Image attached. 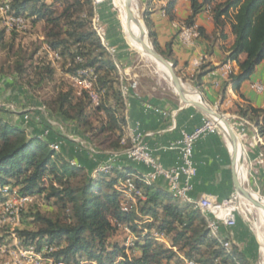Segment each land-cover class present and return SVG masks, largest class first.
Instances as JSON below:
<instances>
[{"label":"trees","instance_id":"16d2710c","mask_svg":"<svg viewBox=\"0 0 264 264\" xmlns=\"http://www.w3.org/2000/svg\"><path fill=\"white\" fill-rule=\"evenodd\" d=\"M190 1L192 14L186 21L187 26H194L196 16L207 5H211L218 30L230 24L235 43L227 62H238L239 71L230 75L229 80L234 90H238L264 62V0ZM174 6L175 0H171L166 10L172 20ZM11 12L25 18L30 27L43 23L45 45L60 56L55 64L44 57L32 65L35 81L30 79L27 83L31 90L58 84L54 98L41 103L49 116L61 125L71 124L97 150H123L121 138L126 114L119 73L93 29L96 12L92 0H11ZM146 20L153 45L168 59ZM199 31L203 33L202 29ZM5 37L6 31L0 27V45ZM37 53L39 48L32 56ZM243 55L245 58L241 60ZM57 64L63 72L60 79ZM206 68L203 65L197 77L211 71ZM15 71L21 77L26 74L20 63L15 65ZM83 71L95 78L93 90L100 97L98 105L93 103L88 91L78 94L64 79V76L74 78ZM237 108L242 117L254 116L264 133V110ZM37 113L43 117L42 112ZM43 124L51 136L63 138L66 145L72 144L57 127H50L46 120ZM51 141L31 137L26 127L0 118V203L6 200L2 190L10 187L21 196L54 199L67 212L55 218L34 214L37 228L17 233L23 245L54 246L56 251L50 256L66 264L81 261L179 264L182 259L200 264H251L236 248L227 250L211 236L206 218L193 203L181 201L159 184L149 186L137 180L145 199L138 201L137 209L125 212L121 207L122 195L115 186L128 175L137 174L136 171L114 167L93 176L83 165H73L71 160L53 151ZM125 228L137 235L138 240L130 249L136 252L133 255L127 254L126 243L112 241L118 231L125 233ZM156 234L167 237L170 247L161 244Z\"/></svg>","mask_w":264,"mask_h":264},{"label":"crops","instance_id":"0c3cea01","mask_svg":"<svg viewBox=\"0 0 264 264\" xmlns=\"http://www.w3.org/2000/svg\"><path fill=\"white\" fill-rule=\"evenodd\" d=\"M169 1L171 0H143L144 14L156 34L157 42L175 65V71L181 79L197 88L208 104L230 113L240 134V144L245 150V165L249 171L251 186L264 198V133L261 132L254 116L249 114L247 117H242L237 112L238 106L244 109L252 107L264 110V95L251 88L252 83L264 82V62L258 66L249 81L243 83L238 90H234L225 68V65H229L234 68L235 74L239 71L238 62H227L235 43L230 24H227L223 30H218L214 23L211 5H207L196 16L194 24L198 29H202L203 33H200V37L193 45H185L180 39V31L192 14L191 1L175 0L174 20L167 15ZM100 12L107 29L108 41L117 49L119 63L127 75L126 84L130 85L131 81L138 83L137 90H130L128 94L127 107H125L128 122L140 131L154 133L153 137L148 139L149 145L163 166L172 167L179 161V151L165 152L164 148L178 141L182 130L192 132L200 125L204 115L197 108L181 107L173 93L168 92L159 79L152 87L146 89L141 79L143 75L132 62L130 55L122 49L120 36L114 33V27L108 24L110 12H106L105 7H102ZM203 57H207L205 70L211 69V71L197 77L201 71L193 66V62ZM244 58L245 55L240 59ZM151 78L155 80L154 77ZM174 122L175 128H173ZM242 127H245V131H241ZM45 131V128L34 126L30 129L29 136L41 137ZM47 139H51L53 143L58 142L55 136ZM70 151V147L62 145L61 154L69 160ZM118 158L121 160L120 167L131 168L137 174L149 172L146 166L132 163L125 156ZM194 162L197 176L193 181L194 189L190 193L192 199L208 194L218 200H225L235 193L228 140L218 134L199 140L194 146ZM82 165L90 171L89 167ZM158 184L165 187L163 181ZM219 233L221 238L231 247L236 248L249 263L257 264V242L242 217H238L234 227L221 226Z\"/></svg>","mask_w":264,"mask_h":264},{"label":"built area","instance_id":"2783aa9c","mask_svg":"<svg viewBox=\"0 0 264 264\" xmlns=\"http://www.w3.org/2000/svg\"><path fill=\"white\" fill-rule=\"evenodd\" d=\"M0 19L2 20V25L6 32L23 33L28 30L27 20L23 17H17L11 12V0H0ZM92 26L97 37L100 39L102 45L105 47L117 67L122 96L125 107H127L128 94L130 90H137L138 83L137 81H131L130 85L126 84L127 75L119 63L117 49L109 43L107 30L101 23L98 13H95L93 17ZM200 35V31L196 26L183 25L181 27L180 39L185 45H193ZM48 55L54 64L60 60V56L57 53L48 51ZM206 62L207 57H203L199 60H195L193 66L196 69H200ZM225 68L229 79L230 75L235 74V70L229 65H225ZM73 81L78 94H81L83 90L88 91L93 103L95 105L99 104L100 97L93 90L95 78H90L88 72L83 71L80 72L78 76L74 77ZM251 88L255 92L264 95V82L252 83ZM8 107L9 106H6L5 108ZM40 110L45 115L47 124L50 127H57L66 140L76 143L80 147L89 150L94 155L102 154L107 156L111 154L117 158L119 156H125L126 159L132 163L144 165L149 169V172L145 174L128 175L115 186V189L122 195L121 207L125 212L137 209L138 201L145 199L143 191L137 186V180L149 186L156 185L160 181H163L165 189L174 197L186 203H193L206 218L211 236L217 239L225 249H231V245L221 238L219 232L221 226L234 227L236 225L239 213H241L239 197L235 194L225 200H218L215 196L204 194L194 200L190 196V193L194 189L193 181L197 176V168L194 162V146L199 140L206 138L216 131H221L213 121L204 120L203 123L196 127L192 132L182 130L180 132L179 140L164 148L165 152L178 150L180 155L179 161L172 167H165L157 160L154 150L148 143V139L153 137L154 133L151 131H140L132 126L128 122L127 115L125 116L126 124L123 126V134L121 138V145L124 149L118 152H99L90 142L69 135L65 131L63 125L59 124L49 116L44 107ZM175 127L176 124L174 122L173 128ZM233 129L237 133L239 139L240 134L236 128L233 127ZM49 131L50 130L48 129L45 134H48ZM241 131H245V127H242ZM223 137L228 140L224 133ZM50 148L58 154H61L62 152L61 144L59 142L50 144ZM72 164L75 165L73 162ZM114 167L121 168L118 165H111L99 169L96 174L98 172L107 173ZM2 192L5 194L6 200L2 202L3 205L0 207L2 208L0 216L2 219L8 218L12 224L17 226L20 223V214L23 209L27 205L32 204L36 198L31 196H21L10 187H5ZM125 232L128 234L126 252L129 255V251H131L130 249L135 246V241L138 239L130 229L125 228ZM155 237L160 241L164 236L156 234ZM18 244L19 245H17L16 249L11 253L13 256L11 264H66L63 261H56L50 256L56 251L54 246L47 244L42 245L40 248L36 245L25 246L21 241H19ZM5 252L4 246H0V256ZM78 264L97 263L93 261H81ZM185 264L200 263L192 260H185Z\"/></svg>","mask_w":264,"mask_h":264},{"label":"rangeland","instance_id":"374dc122","mask_svg":"<svg viewBox=\"0 0 264 264\" xmlns=\"http://www.w3.org/2000/svg\"><path fill=\"white\" fill-rule=\"evenodd\" d=\"M138 1L140 5L141 17L143 18L145 25L147 27V23H146L147 18L146 15L144 14L145 5L143 3V0H138ZM92 4L95 9V12L99 14L101 23L103 24L105 29L106 26L105 23H103L100 11L102 7H105L106 12L107 11L110 12L111 17L109 18L108 24L109 26L111 25V27H114V33L120 36L121 39L120 44L122 46V49H124L128 53V55H130L132 62L138 68V71L143 75L141 79L143 80L146 89L148 87H152L153 84L156 82V80L159 79L161 85L165 87L168 92L170 91L174 95V91H172L173 88L169 80L165 77L163 72L160 70L159 66L152 59H148L147 57L141 55L137 49H133L128 44L120 21V16H119L120 14L116 0H103L101 2H98L97 0H92ZM0 27L4 29L1 19H0ZM147 30L149 32L148 27ZM44 34H45V25L43 23H40L35 27L28 26V30L23 33L6 32L5 40L0 45V106H1L0 118L6 120L10 119L12 122L17 123L18 125H21L23 127H26L29 130V133H30V129H33L34 126H38L40 128L45 127L43 124V121L46 120L45 115L43 114L42 117V115H40L37 112H42L40 110L42 108L41 105L42 102L50 101L54 98L58 85V84H46L42 88H35V90H31L27 84L28 80L30 79L35 81L32 65L35 66V64L44 57L49 58L48 55L49 50L44 42L45 40ZM130 40L136 47L135 41L132 40L131 38ZM150 41H152L151 37H150ZM38 48H39V53L32 56V53L35 52L36 49ZM17 63L22 64L26 70V74H24L23 77L19 76V74H17L15 71V65ZM59 67L60 65L57 64L56 68L60 70L58 72V79L62 77L61 73H63ZM64 77L63 78L66 79L69 83H71L74 88L73 78L69 76H64ZM151 77H154L155 80H152ZM4 106L5 107L9 106V107L6 109ZM182 106L183 105H181V107ZM183 107L184 109H187V107L185 106ZM218 108H219L218 111L221 114L225 115L229 120V122L232 124V126L236 128L235 121L230 116V113L226 110L221 111L220 107ZM13 113L16 114L13 115ZM202 113L204 115V118L201 121L200 125L203 123L204 120L206 121L209 120L212 122L210 116H208L204 112ZM63 124L65 131L69 135H73L75 136V138H82L79 135L78 131L71 124L66 122H64ZM45 130L47 131V129ZM46 131L44 132L43 136H41L43 139H47L51 137V131H49L48 134H45ZM215 134H218L223 137V133L221 131H216L210 135H215ZM57 138H58V142L61 144V149H62V145L63 144L66 145V142L63 140V138L60 137ZM52 143L53 142L51 141V144ZM67 146L70 147L71 149L70 160L73 163H75V165L78 166L85 164L87 167L90 168V172L89 171L88 172L93 176L96 175V172L99 169H103L104 167H108L111 165L120 166L121 160H119V158L115 157L114 155L111 154L107 156L102 154L94 155L89 150L77 146L76 143L74 142H72V144ZM98 151L104 152L102 150H98ZM46 183L48 184V182ZM244 187L249 191H253L257 193L258 195H260L262 199H264L262 195L259 194L257 191H255L251 186L250 176L246 181V183H244ZM232 195H235V193ZM2 205L3 204L0 203V207ZM1 209L2 208H0V213H1ZM65 210L66 209L61 208V205L58 204L56 200L54 199L47 200L43 196V197H37L32 204L27 205L23 209V211L20 214V223L17 226L12 224V222L8 218L2 219L0 216V246H4V250L6 251L3 255L0 256V264L12 263L13 256L11 255V253L16 249L17 245H19L18 243L20 240L18 239L17 236L18 235L17 233L19 231L25 229L35 230L37 228V225L34 222V218H33L34 214L41 213L43 215L55 218L56 216L62 217L64 215H67V212H64ZM238 217H242L246 221V223L249 225L252 235H254L255 237V240L257 242L256 261L257 264H260L261 262V256L259 254L260 246L258 244V240L253 231L252 223H251L254 217L252 216L248 219L245 217L242 211L241 213H239ZM139 225H143V224L140 223ZM142 235L144 236L145 232H143ZM127 238H128V234L126 232L124 233L122 231H118L115 237H113L112 241H118L122 245L127 242ZM159 242L166 247H170L169 239L167 237H163V239L160 240ZM135 253H136L135 251L134 252L129 251V255L130 254L133 255ZM179 264H185V261L182 259L181 263Z\"/></svg>","mask_w":264,"mask_h":264},{"label":"bare ground","instance_id":"6f19581e","mask_svg":"<svg viewBox=\"0 0 264 264\" xmlns=\"http://www.w3.org/2000/svg\"><path fill=\"white\" fill-rule=\"evenodd\" d=\"M98 2H101L103 0H97ZM119 10V16L120 21L124 30L125 38L133 49H137L138 52L147 57L148 59H151V57L147 54V47L143 41L142 35L144 31H147L141 17L138 14V6L136 2H133L131 0H116ZM135 13V16L137 20L133 19V15ZM135 41V45L132 43L130 38ZM151 66V65H150ZM159 68L161 71L167 73L165 68L162 65H159ZM158 71V70H157ZM156 71V72H157ZM159 73V72H158ZM164 79V78H162ZM173 91V90H172ZM184 97L185 99H188L190 101H200V96L193 91L190 87L184 88ZM211 117V116H210ZM213 123L220 129L224 135L227 137L228 133L225 129L224 125L221 121L211 117ZM238 155H239V177L241 179L242 183H246L248 180L249 171L247 166L245 165V153L243 150V146L241 144L238 145ZM249 189V188H248ZM248 195L254 199L255 201H258L261 204L260 208H255L253 205H249L248 203L243 202L239 199V205L240 210L245 215L246 218L254 217L251 221L253 231L256 235V238L258 240V244L260 246L259 248V254L261 256V262L260 264H264V199L260 197L257 193L253 191H249Z\"/></svg>","mask_w":264,"mask_h":264},{"label":"water","instance_id":"95a60500","mask_svg":"<svg viewBox=\"0 0 264 264\" xmlns=\"http://www.w3.org/2000/svg\"><path fill=\"white\" fill-rule=\"evenodd\" d=\"M131 1H132V3L133 2L137 3L138 8H139L138 13H139V16L141 17L139 1L138 0H131ZM133 19L137 20L135 13L133 15ZM141 19L145 25V22H144L142 17H141ZM145 27H146V25H145ZM146 29H147V27H146ZM142 38H143V41L147 47V54L151 57V59L158 66L162 65L165 68V70L167 71V73H165L163 71L162 72L165 75V77L169 80V82L173 88L174 96L176 98L177 103H179L180 105H183L185 107L197 108V109L201 110L202 112H204L205 114H207L208 116H211V117L222 122V124L224 125V127L228 133L227 139H228V142L230 145L232 181H233L235 194L243 202L248 203L249 205L251 204L255 208H260L261 204L258 201H255L254 199H252L248 195L249 190H247L244 187V183L241 182V179L239 177V164H240L239 162L240 161H239V155H238V145L240 144V141L238 139L237 133L233 129V126L231 125V123L229 122L227 117L225 115L221 114L217 108L208 104L205 101L203 95L198 91L197 88H195L191 84L185 82L183 79H181L178 76V74L175 71V65L171 61L167 60L165 57H163L161 54H159L157 52L152 41H150V34H149L148 30L144 31ZM185 87L192 88L193 91L200 96L201 100L200 101H190L188 99H185V97H184V88Z\"/></svg>","mask_w":264,"mask_h":264}]
</instances>
